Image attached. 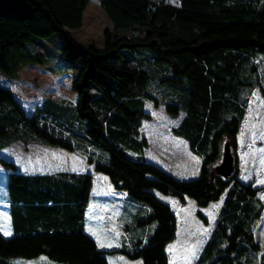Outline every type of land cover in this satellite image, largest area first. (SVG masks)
<instances>
[{
    "label": "trees",
    "instance_id": "trees-1",
    "mask_svg": "<svg viewBox=\"0 0 264 264\" xmlns=\"http://www.w3.org/2000/svg\"><path fill=\"white\" fill-rule=\"evenodd\" d=\"M87 3L0 0L2 75L18 78L22 66L44 65L43 50L25 44L53 32L60 36V55L79 61L76 71L65 60L58 66L72 73L75 103L47 96L27 114L13 91L0 83V148L21 140L77 150L114 189L146 206L142 237L129 249L110 251L141 257L142 264H169L165 247L176 235L177 217L155 195L156 189L182 202L185 195L192 197L201 206L222 197L217 220L192 264H264V251L260 253L254 237L264 215V200L257 196L264 184L254 186L237 177V134L249 93L256 87L264 91V0H99L111 22L101 47L83 44L71 34L81 27ZM11 47L18 57L7 52ZM137 47L149 48L153 62L168 64L171 84H185L180 105L142 89L147 70L133 59L123 60L122 54L123 48ZM26 55L30 60L24 63ZM144 98L155 106L162 103L172 115L184 109L171 130L202 157L196 177H176L144 158L147 139L140 125L150 118ZM225 140L234 169L221 176L213 170ZM0 165L8 169L12 227L8 237L0 232V264H18L20 258L40 254L57 264H108L107 250L98 248L84 230L91 173L25 174L1 156ZM195 213L207 223L201 210Z\"/></svg>",
    "mask_w": 264,
    "mask_h": 264
},
{
    "label": "rangeland",
    "instance_id": "rangeland-1",
    "mask_svg": "<svg viewBox=\"0 0 264 264\" xmlns=\"http://www.w3.org/2000/svg\"><path fill=\"white\" fill-rule=\"evenodd\" d=\"M166 1L176 4L179 0ZM106 28H111V22L101 7L99 0H88L83 12L82 25L79 28L71 29V34L76 40L83 44L94 43L96 45H102L103 31ZM59 43V33L53 32L45 37L32 38L25 44V47L32 49L34 44L40 45L43 54L47 57L44 66L49 62L52 68H56L61 66L60 60H65L71 64V69L76 71L79 61L69 60L62 57L59 53ZM15 48L16 47H11L7 49V52H11L18 57ZM122 54L123 60L133 59L135 62L137 61L138 63H141L147 70V78L141 82L143 90L149 91L160 101H172L179 105L181 104L186 95V86L185 84L173 85L166 79V76L168 75V64L166 62H153L150 58L151 51L147 47H137L135 49L123 48ZM29 60L30 57L26 55L21 61L25 63ZM128 64L130 66L135 65L131 61ZM29 65L32 64H26L21 67L18 78H8L1 74L4 79L3 83H8L7 85H4L13 91L15 97L20 101L24 109H27V111L35 98L33 97L32 92L37 94L42 90L41 85L44 82L43 79L45 78V74H47V71L41 67H27ZM143 100L144 110L151 114V118L142 119L140 131V134L144 135L149 142V145L146 147L147 155L150 157L151 161L157 162V165L160 167L165 166L172 169L171 171L174 172L170 173L176 176L177 164L181 161L180 154L182 152L186 151L196 159L202 158L198 153L193 152L188 148L184 138L174 135L170 129L173 124L177 123L185 111L184 109H180L178 114L172 115L164 109L162 103L155 106L152 99L144 98ZM245 110L247 116L252 114L254 117L249 122L245 123L243 130L239 134L242 168L239 178L241 181L246 182L250 180L253 175L256 177V184L262 185L264 183H260V181L264 180L263 90L256 87L250 91ZM252 134L255 135L254 138L251 137ZM3 170L4 169L0 166V232L3 236L7 237L10 234L9 231L11 225L6 209V185ZM158 194H160L162 199L170 201L178 215L176 235L173 239L169 240L167 244L170 259L176 264H192L197 258L201 245L203 244V237L207 233L209 226L204 224L196 216L195 210H193L190 203L186 206V211L180 212L181 208L179 201H177L178 197L164 194L159 191ZM261 194L263 195V192H261ZM137 227H141V225L138 224ZM139 236L140 235L134 236V241L138 239ZM260 240L264 249V238H261ZM45 260H48L47 257L40 254L31 258H20L17 263L37 264L39 261L43 262Z\"/></svg>",
    "mask_w": 264,
    "mask_h": 264
},
{
    "label": "crops",
    "instance_id": "crops-1",
    "mask_svg": "<svg viewBox=\"0 0 264 264\" xmlns=\"http://www.w3.org/2000/svg\"><path fill=\"white\" fill-rule=\"evenodd\" d=\"M97 46L101 47L102 45H97ZM35 48L37 50L40 49L39 45H35ZM27 67H38V68L41 67L42 69L47 71V74H45V78L43 79L44 82L41 85L42 90L39 91L37 94L35 92H32L33 97L35 98L33 102L30 104L28 111L27 109L25 110L24 107L22 106L27 114H29L33 110V108L47 96L59 100L64 99L67 100L68 102L75 103L77 99V93L71 88L72 73L69 69L63 70L60 69L59 67L52 68L49 62L46 63L45 66L43 64H32ZM3 81L4 79L1 76L0 83L3 85L8 84L5 82L3 83ZM246 113L247 112L245 110L237 134V148L239 154L238 157L239 172L237 177L239 180H240L239 174L242 169L241 151L239 146V134L243 130V126L245 125V123L249 122L254 117V115L252 114L247 116ZM183 115L184 113L177 121V123L173 124L170 127V129H172L180 122ZM150 118H151V114H150ZM141 124H142V120H141ZM140 131H141V125H140ZM254 136L255 135L252 134L251 137L254 138ZM148 145L149 142L147 140V145L143 147V154L146 160L151 161L150 157L147 155L146 152V147ZM180 155H181L180 156L181 161L177 164V169H176L177 173H175L177 174L176 176L185 179L196 177L200 171L202 158L196 159L193 156L189 155L188 152L186 151L182 152ZM0 156L12 160L15 163L16 171L25 174L44 175L55 172L91 173L92 181L89 190V200L84 213L85 232L93 238L98 248L107 250L105 252V256L108 261V264H142L141 257L131 258L121 251H110V250L117 249L120 247L126 249L133 247L134 236H138V235L141 236L142 234L143 225L140 224V220L144 218V216L148 211V208H146V206H144L143 204L130 199L126 195L125 191L114 189L105 174L101 172L93 171L92 164L87 162L86 156L84 154H82L77 150H67L65 148L50 146L40 142L25 143L21 140H16L0 148ZM151 162L158 164L155 161H151ZM1 167L4 169L3 173L5 176V185H6L5 202H6V209L8 214V204H9V201L7 199L8 169L3 166ZM162 168H164L168 172H174L171 171L172 169H170L169 167L162 166ZM255 178L256 177L252 175L250 180L248 181H251L254 186H261V184L260 185L256 184ZM153 192L157 197L162 199L160 197V194H158V190L153 189ZM261 192H263V195L261 194ZM257 196L260 199L264 200V187L260 188L257 191ZM162 200L170 205L172 211L175 213L176 217L178 218L175 208L170 203V201H167L166 199H162ZM177 201H179L180 203V208H181L180 212L186 211V206L188 205V203H190L193 210L196 209L201 210L203 215H205V217L207 218V223L204 224H206L209 227L207 233L203 237V244L201 245V249H202L217 220V213L220 204L222 202V197H220L217 200L211 201L204 206L198 205L192 197L186 195L184 196V202H182L179 199ZM216 205H218V207H214ZM138 224H140L141 227H137ZM144 226H148V229L151 228V224H147ZM9 232L10 234L8 236L12 234V227ZM263 232H264V215L260 217L254 229V237L260 245V253L264 251L260 240L261 238H264ZM167 244L165 247V251L168 256V262L169 264H176L170 259L169 251L167 250ZM39 262L37 264H44L45 262H47V264H57L47 260L40 263Z\"/></svg>",
    "mask_w": 264,
    "mask_h": 264
},
{
    "label": "water",
    "instance_id": "water-1",
    "mask_svg": "<svg viewBox=\"0 0 264 264\" xmlns=\"http://www.w3.org/2000/svg\"><path fill=\"white\" fill-rule=\"evenodd\" d=\"M234 169V158L230 143L225 140L222 147L220 161L214 166V172L221 176H228Z\"/></svg>",
    "mask_w": 264,
    "mask_h": 264
},
{
    "label": "snow or ice",
    "instance_id": "snow-or-ice-1",
    "mask_svg": "<svg viewBox=\"0 0 264 264\" xmlns=\"http://www.w3.org/2000/svg\"><path fill=\"white\" fill-rule=\"evenodd\" d=\"M260 183H264V180L260 181ZM214 207H218V205L214 206ZM5 234H9V233H5ZM103 246V245H101ZM171 250V249H170Z\"/></svg>",
    "mask_w": 264,
    "mask_h": 264
},
{
    "label": "built area",
    "instance_id": "built-area-1",
    "mask_svg": "<svg viewBox=\"0 0 264 264\" xmlns=\"http://www.w3.org/2000/svg\"><path fill=\"white\" fill-rule=\"evenodd\" d=\"M153 1H156V2H158V1H161V0H153ZM147 233V232H146ZM146 233L144 234V237L146 236Z\"/></svg>",
    "mask_w": 264,
    "mask_h": 264
}]
</instances>
